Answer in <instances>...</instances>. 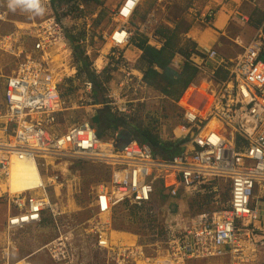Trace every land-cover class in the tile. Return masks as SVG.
Wrapping results in <instances>:
<instances>
[{
  "label": "built area",
  "instance_id": "2783aa9c",
  "mask_svg": "<svg viewBox=\"0 0 264 264\" xmlns=\"http://www.w3.org/2000/svg\"><path fill=\"white\" fill-rule=\"evenodd\" d=\"M140 2L124 0L117 7V24L109 36H103L108 47H122L135 31H148L146 22L130 23ZM80 3H76L79 14L75 17L87 20ZM70 5L60 2L57 15L0 29V52L14 59L0 108V186L4 187L0 194L8 203L9 218L16 220L14 228L37 225L41 217L55 215L51 189L61 186L62 179L58 171L47 172L48 167L53 169L51 160H86L107 169L86 222L92 247L106 254L105 264H188L211 258H224L227 264H257L264 253V18L232 61L215 47H195L190 58L200 75L175 102L180 137L189 140L179 153L162 158L146 143L131 137L122 142L117 131L106 139L98 136L91 118L103 104L93 103V83L84 72L77 73L68 32L75 34L78 26ZM215 13L207 9L197 19L209 24ZM6 15V9L0 8V25L8 19ZM69 18L67 29L64 20ZM239 19L248 21L243 14ZM92 31L87 22L75 44L88 46ZM101 56L103 66L96 64L98 58L91 64L94 72L104 67L120 72L117 88L106 89L105 104L121 114H132L137 102L145 100L130 97L145 86L141 77L122 61ZM63 85L78 86L75 104L91 111L61 130L58 119L70 108ZM12 156L37 165L41 178L33 187L11 190ZM220 179L229 192L224 206L188 217L177 213L151 243L112 238V210L118 204L143 207L156 187L175 210L179 196L204 191L206 185H210L207 193L216 192ZM15 251L14 243L5 242L0 247V264H32L29 256L15 259ZM46 251L56 264L75 261V248L60 238Z\"/></svg>",
  "mask_w": 264,
  "mask_h": 264
},
{
  "label": "rangeland",
  "instance_id": "374dc122",
  "mask_svg": "<svg viewBox=\"0 0 264 264\" xmlns=\"http://www.w3.org/2000/svg\"><path fill=\"white\" fill-rule=\"evenodd\" d=\"M51 1V2H50ZM84 5L83 15L87 16V20H77L76 15L79 14L77 2ZM101 0H93L98 3ZM118 4V0H110L105 6H96L92 3V0H0V8H4L7 11V20L0 25V29L3 31L10 30L16 26H23L24 23L30 21H37L51 14L57 15L56 6L64 3L71 4V13L73 14L72 20L77 24L78 29L75 34H82L83 29L86 27V23L90 22V28L92 31L91 39L88 46L81 45L84 50V54L89 57L90 66L98 58L96 64L103 66L101 55H105L110 52L108 45L103 36H109L110 32L117 24L114 12L121 5ZM168 1V3L166 2ZM192 2V1H191ZM37 3L42 11L37 12L34 8L29 7L30 4ZM167 5H164L166 4ZM188 0H141L140 4L135 10L131 24L141 22L144 19L146 9L153 8L154 18H158V24H165L167 26H174V24L185 18L187 21H192L195 18L200 17L202 13L198 7L197 0H193L189 5L192 9L188 10ZM117 5V6H116ZM164 5V6H163ZM263 5V4H262ZM164 9H162V7ZM150 10V9H149ZM148 10V11H149ZM64 15L63 13H61ZM156 16V17H155ZM142 19V20H141ZM19 23L15 24L14 22ZM22 23H21V22ZM66 28L69 29L71 24L66 21ZM254 28L256 25H252ZM246 26L233 20L227 29V34L232 39H226L222 42L221 47L224 50L223 54L231 56L239 53L242 50V46L246 43L248 34L244 32ZM154 28V27H153ZM254 31V29H253ZM244 32V33H243ZM69 34V32H68ZM81 34L79 35L80 37ZM236 35H240L238 41L241 39L243 42H235ZM181 38L182 34H181ZM228 50V52H226ZM230 51V52H229ZM124 49L120 56L123 64L129 66V63L124 59ZM91 58V59H90ZM14 69V59L0 52V105L4 103L3 90L6 80L11 75ZM110 82L107 84V88H117L116 83L120 78V72H112ZM109 85V86H108ZM71 87V86H70ZM78 86L67 87L63 85V94L67 96L69 103V109L65 110L58 119L57 128L64 130L68 125L83 119L86 116V112H90V108L77 107L75 101L78 100L79 94L77 92ZM152 89V88H151ZM137 94H130V97H145V108L150 112H154L156 109H160L163 106H168V103L163 101V98L152 91H145L138 88ZM146 93V94H145ZM76 106V107H75ZM71 107H75L71 109ZM100 107V106H99ZM111 107V106H110ZM98 108V107H97ZM112 111L113 108L111 107ZM179 110V108H178ZM175 106H172L168 111H164L168 117L161 118V133L164 139L169 136H176L172 133L175 126L181 123L180 112ZM178 134L179 131H178ZM110 137L106 136V138ZM104 138V139H106ZM52 168L48 167L47 172L58 171L62 184L61 186L51 189L52 201L56 204L57 218H52L51 215L46 216L40 225L29 226L22 230L15 232L13 239L17 251L14 252L13 257L15 259L27 258L32 264H56L54 263L46 251V247H50L51 241L59 236V233L65 235V240L69 242L75 248V261L73 264H105L106 254L103 251H99L92 247L91 236L86 231V222L91 218L93 214V206L91 205L94 200V193L98 184L102 183L107 178V169L102 164L92 161H73L69 159H54L51 160ZM44 170V168H43ZM40 173V171H39ZM41 175V174H40ZM217 191L210 193L209 200L205 204L198 206V201H201L203 196L207 193L206 190H200L193 194H187L179 196L177 201L179 202V209L173 210L168 206V201L164 198L162 191L155 187L154 192L150 198V204L146 203L143 207H132L126 203H120L112 210V222L111 232L112 238L124 239L125 241L137 240L138 242L151 243L152 231L151 227L156 231L164 228V225L168 221L174 219L177 213L184 216H190L200 211H212L219 206H224L229 197L227 184L222 180L216 181ZM210 187V186H209ZM7 215V207L2 200H0V247L4 244V231L5 220ZM3 230V231H2ZM27 230V231H26ZM163 231V230H162ZM150 249L151 247H147ZM193 264H227V260L220 261L219 258L214 259H202L194 261ZM257 264H264V253L260 254Z\"/></svg>",
  "mask_w": 264,
  "mask_h": 264
},
{
  "label": "trees",
  "instance_id": "16d2710c",
  "mask_svg": "<svg viewBox=\"0 0 264 264\" xmlns=\"http://www.w3.org/2000/svg\"><path fill=\"white\" fill-rule=\"evenodd\" d=\"M263 18L264 11L260 9L251 13L253 25H258ZM189 24V21L182 18L172 27L165 24L156 25L151 35L161 43L159 47L149 43V36L143 32L135 31L132 35L130 43L141 50L136 66L142 73L141 80L143 84L145 87L152 88L169 105L150 112L145 108V101L137 102L136 110L130 115L112 111L111 107L105 104V89H107V84L111 80L112 70L110 67H104L100 73L94 72L83 48L79 44H75L81 33L76 35L69 30L68 35L72 46L73 60L77 65V72L78 74L84 72L93 83V103L103 104L96 108L91 118V123L98 136L106 138V136H111L117 131L121 140L131 137L139 142L146 143L155 154L162 158H170L185 148L189 140L187 136L176 138L169 136L167 139L162 137L160 119L168 117L164 111H169L172 106H175L178 110L175 102L200 75L199 68L190 58L195 50V44L189 39L181 38V34L186 32ZM109 49L110 52L106 53L105 56L112 62H119L124 46H112ZM177 54L183 57L178 67L175 66V56ZM262 58L264 59V52ZM218 73L221 76L224 75L221 70ZM210 195V193H206L202 200L197 202L198 206L205 204ZM147 203L150 204L151 202L148 201ZM149 228L152 231V240L155 239V236H162V229L155 232L153 224Z\"/></svg>",
  "mask_w": 264,
  "mask_h": 264
},
{
  "label": "crops",
  "instance_id": "0c3cea01",
  "mask_svg": "<svg viewBox=\"0 0 264 264\" xmlns=\"http://www.w3.org/2000/svg\"><path fill=\"white\" fill-rule=\"evenodd\" d=\"M109 1L110 0H101V2H102L101 5H100V1L98 3H95L92 0V3L95 4L96 6L101 7L102 5L103 6L107 5L109 3ZM160 1H162V0H158V2H160ZM191 1L193 2V0H188L187 7L191 4H194ZM120 2H121V0H118L117 5H119ZM166 2L168 3V1H166ZM197 2H198V4L195 3L194 5H198V7L202 13L207 11V9H211V8L214 9L216 11L214 18H213L212 22L209 24L205 23L199 19H196V18L192 21H189L190 24L187 27L186 32L182 33V37H183V39L191 40L198 49L215 47L218 49V51L220 53L222 50H224L223 47H221V45H222V42L225 40V38L226 39H232V37L227 34V29H228L229 25L231 24V22H233V20L239 22L240 24L242 23L243 26L247 25L244 32H246L248 34L246 37L249 39L251 37V35L253 33V29H254V27L252 26L253 23L251 20V13H253L254 11H256L258 9L264 11V0H197ZM167 3L164 5H167ZM128 4L132 5L133 3L131 1H128ZM163 6H161L162 9H164ZM138 7H140V6H138ZM149 9L148 8L146 9V12H148V13L145 14L144 19L143 20L141 19L142 20L141 22H136V23L142 24L143 22L144 23L146 22L147 27H149L148 31H147L148 32L147 35L150 36L151 38H154V37H152L151 34L153 31V27H155L157 25V22L159 19L156 16H155L156 18H154L153 8H149ZM191 9L192 8L189 6L188 10L191 11ZM128 12H129V8H126L125 13H128ZM135 14H136V12H135ZM241 14L247 16V18H248L247 22L241 21L239 19ZM69 20H70V18L68 20L65 19L64 21H69ZM14 23L17 24L19 22L16 21ZM147 32L145 31V33H147ZM236 36H237L236 39H234L235 42H238V43L243 42L241 39L238 41L240 35H236ZM150 37H149V43H151L152 45H154L156 47H159L161 45V43H159L157 40L150 39ZM226 52H228V50H226ZM140 53H141V50L138 49L137 47H135L133 44L128 43V44L124 45V53H123L124 59L126 60V62L129 63V66L134 70V73L137 74L138 76L142 77L141 71L136 66L137 60L140 56ZM221 54H223V53H221ZM223 55L232 61L237 57L238 53L233 54L231 56H228L227 54H223ZM101 57L102 56H100L99 58H101ZM182 60H183V57L181 55L177 54L175 56V66L178 67L179 64L182 62ZM141 89L145 90V91H152L151 88L145 87V86H142ZM178 131L180 133L179 126L177 125L173 128L172 133L176 137H180L183 133L178 134ZM209 186L210 185H206L205 188H207ZM47 248L48 247L46 246V250H47ZM212 259H214V258H212ZM219 259H220V261H222L224 258H219ZM194 261H198V260H191L188 262V264H193Z\"/></svg>",
  "mask_w": 264,
  "mask_h": 264
},
{
  "label": "bare ground",
  "instance_id": "6f19581e",
  "mask_svg": "<svg viewBox=\"0 0 264 264\" xmlns=\"http://www.w3.org/2000/svg\"><path fill=\"white\" fill-rule=\"evenodd\" d=\"M82 45H84V44H82ZM3 106H4V103H2L0 105V108L3 107ZM11 160L13 162L11 184H10V188H11L12 191H14V190H24V189L33 187L40 180L41 175L39 173V169H38L36 164L24 163L23 160H20V159L16 158L15 156H12ZM3 189H4V187L0 186V192L3 191ZM0 200H2L4 202V204L6 205V207H7V215H6L5 227H4V231L6 233V235L4 234V236H5L4 237V240H5L4 243L5 242L6 243L7 242L15 243V241L13 239V236H14L15 232L19 231V228H14V226L17 225L16 224V220L13 219V218H9L10 209H9L8 203L5 200L3 194H0ZM55 205L56 204L54 203L53 208H54V211L56 213H55L54 216L51 215L52 218H54V219L57 218V215H58ZM45 217H41V219L37 222V226L40 225V223L43 222ZM29 226H35V225H29ZM29 226H27V227H29ZM27 227H25V228H27ZM22 229H24V228H22ZM22 229H20V230H22ZM58 238H60V239L64 240L65 242H67V240H65V238H66L65 235H62L61 233H59V236L56 239L52 240L51 244L53 243V241L58 240Z\"/></svg>",
  "mask_w": 264,
  "mask_h": 264
},
{
  "label": "clouds",
  "instance_id": "9594fccd",
  "mask_svg": "<svg viewBox=\"0 0 264 264\" xmlns=\"http://www.w3.org/2000/svg\"><path fill=\"white\" fill-rule=\"evenodd\" d=\"M29 7L34 8L37 12L42 11V9L39 8L37 3H32L29 5Z\"/></svg>",
  "mask_w": 264,
  "mask_h": 264
},
{
  "label": "water",
  "instance_id": "95a60500",
  "mask_svg": "<svg viewBox=\"0 0 264 264\" xmlns=\"http://www.w3.org/2000/svg\"><path fill=\"white\" fill-rule=\"evenodd\" d=\"M129 140V138L128 137H126V138H124L123 139V141L122 142H126V141H128Z\"/></svg>",
  "mask_w": 264,
  "mask_h": 264
}]
</instances>
